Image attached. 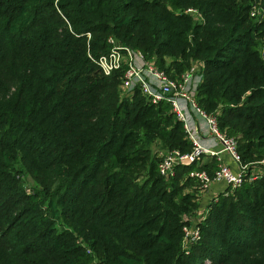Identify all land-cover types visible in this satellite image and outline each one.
<instances>
[{"label": "trees", "instance_id": "trees-1", "mask_svg": "<svg viewBox=\"0 0 264 264\" xmlns=\"http://www.w3.org/2000/svg\"><path fill=\"white\" fill-rule=\"evenodd\" d=\"M1 7L8 18L0 27V264H264V177L220 195L186 255L183 215L199 206L185 192L198 182L189 174L213 173L217 159L162 176L152 146L160 140L191 152L184 123L168 102L152 104L139 89L122 97L123 72L106 76L90 57L107 53L112 35L169 74L204 60L198 104L253 163L264 157V0H0ZM187 7L203 20L181 12ZM20 164L40 180L31 193L16 176ZM49 177L58 179L53 191Z\"/></svg>", "mask_w": 264, "mask_h": 264}, {"label": "built area", "instance_id": "built-area-1", "mask_svg": "<svg viewBox=\"0 0 264 264\" xmlns=\"http://www.w3.org/2000/svg\"><path fill=\"white\" fill-rule=\"evenodd\" d=\"M187 13L199 21L203 20L201 13L196 8H188ZM256 14V12H253ZM91 37V34H88ZM110 49L107 53L92 60L99 66L106 76H112L116 72H123L121 88L126 91V96L131 98L136 89L152 104L158 105L168 102L179 120L184 123L188 138L193 142L194 148L189 153H183L179 149L169 150L159 154V172L170 179L176 175L178 165H188L197 161L205 148L201 145L198 131L191 123L190 112L194 111L207 122V127L212 136L222 145V152H226L234 160L235 166L220 163L218 168L209 173L206 170H193L189 176L196 179L201 187V192L210 190L213 185L220 184L223 187L212 194L208 206L203 215L191 224L189 221L183 228L182 248L186 255L191 254L192 249L202 239L201 222L207 216L211 204L217 202L220 195L229 196L246 181H255L264 177V159L262 167H253L254 163H244L238 150V139L221 132L218 125V116L208 114L199 106L197 100L198 87L194 68L182 72L179 76H171L166 70L157 66L155 60H147L142 52H136L130 45L122 44L115 36L108 37ZM220 152H213L219 155ZM204 264H212L206 260Z\"/></svg>", "mask_w": 264, "mask_h": 264}, {"label": "rangeland", "instance_id": "rangeland-1", "mask_svg": "<svg viewBox=\"0 0 264 264\" xmlns=\"http://www.w3.org/2000/svg\"><path fill=\"white\" fill-rule=\"evenodd\" d=\"M3 8H6V7H1V11L3 10ZM188 8H193V7H187L183 10H181V12H184V13H187L186 10ZM5 11H7V8L5 9ZM253 12H256V13H261V9L258 8L257 6L254 7L253 9ZM7 13V12H6ZM189 14V13H187ZM6 16H1L0 17V27L2 26L3 28H6V24H3L5 23L6 21ZM193 19L197 22L198 19L194 18ZM3 22V23H2ZM8 26V25H7ZM134 48V47H133ZM134 50L136 52H141L138 48H134ZM145 56V55H144ZM145 58L147 60H155L156 58H147L145 56ZM173 58L171 57H166V61H167V65H170V63L172 62ZM190 68H194V74H195V79H196V82H199L197 83V87L200 86L203 78H204V68H205V61L202 60V59H192L191 60V65H190ZM118 73H121V72H118ZM182 72H176L175 69L172 70V72L170 73L171 76H179V74H181ZM122 76V74H121ZM120 76V80L122 79V77ZM121 82L122 80L120 81V87H119V90H120V93L122 95V97H127L126 96V91L123 90L121 88ZM198 94V93H196ZM220 129V128H219ZM221 132H225L223 130L220 129ZM169 150H172L171 148H168V146L164 145L160 140H156V142L153 144L152 146V151H153V156L155 157L157 163L160 162V157H159V154L162 153V152H167ZM263 158H260L256 161H254L253 163V167H262L263 164L261 163H258L259 161L263 160ZM19 167L18 168H21L24 170V172L22 173H19L17 174V178H19L20 180V184L23 186V188L28 192V193H31L32 192V189L37 186L39 183H40V180L37 179V177H35L32 173V170H30V168H27V165L23 166V165H18ZM49 179V185H50V190L53 191L55 190V188L58 186V179H55V178H48ZM41 184V183H40ZM203 188L201 187V185L197 182H192L189 186L186 187L185 189V192H192V193H195L196 194V197H197V201H198V208L195 209L193 212H190V213H185L183 215V219L187 222H191V224L193 222H195V220H198V218H200L203 213L205 212L207 206H208V203L210 201V198L211 196H207V194H209L210 190H206L204 192H201ZM215 190V189H214ZM217 191V190H216ZM219 191V190H218ZM205 196V197H204ZM209 213V211H208ZM207 213V215H208ZM61 226H59L58 228H60ZM3 229V225H0V230ZM85 239H83L82 237L79 238V242L86 244V242L84 241Z\"/></svg>", "mask_w": 264, "mask_h": 264}, {"label": "crops", "instance_id": "crops-1", "mask_svg": "<svg viewBox=\"0 0 264 264\" xmlns=\"http://www.w3.org/2000/svg\"><path fill=\"white\" fill-rule=\"evenodd\" d=\"M190 116L193 127L198 131L200 143L205 148V151L198 159L199 165H204L207 162H212V160L216 158L218 166L220 163H226L235 166L236 164L234 163V160L231 158V156L226 152H222V145L214 138V136L210 134L206 120H204L199 114L194 111L190 112ZM213 152L220 153L219 155H213ZM222 187L223 186L220 184L213 185L212 189L209 191L210 193L207 194L206 197H210L212 194H214V192H216V190H219Z\"/></svg>", "mask_w": 264, "mask_h": 264}]
</instances>
